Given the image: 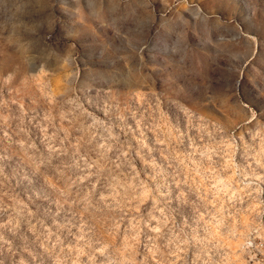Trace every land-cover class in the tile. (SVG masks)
I'll use <instances>...</instances> for the list:
<instances>
[{
	"label": "rangeland",
	"instance_id": "374dc122",
	"mask_svg": "<svg viewBox=\"0 0 264 264\" xmlns=\"http://www.w3.org/2000/svg\"><path fill=\"white\" fill-rule=\"evenodd\" d=\"M5 3L0 264H264V0Z\"/></svg>",
	"mask_w": 264,
	"mask_h": 264
},
{
	"label": "clouds",
	"instance_id": "9594fccd",
	"mask_svg": "<svg viewBox=\"0 0 264 264\" xmlns=\"http://www.w3.org/2000/svg\"><path fill=\"white\" fill-rule=\"evenodd\" d=\"M9 5L7 3H5L4 5L0 6V12H3V13H7L9 11ZM53 25H54V21H53ZM50 38V37H49ZM7 42L10 44V45H13V44H16L17 47H18V50H22L25 54H27L28 52V49L27 47L24 45V44H20L19 43V38H13L12 36H9L7 38ZM162 195H165V193H162Z\"/></svg>",
	"mask_w": 264,
	"mask_h": 264
}]
</instances>
